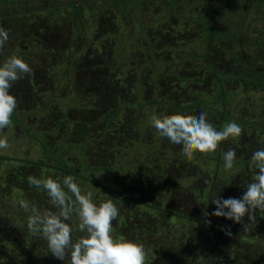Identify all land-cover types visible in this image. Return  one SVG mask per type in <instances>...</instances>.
Here are the masks:
<instances>
[{
    "label": "flooded vegetation",
    "instance_id": "flooded-vegetation-1",
    "mask_svg": "<svg viewBox=\"0 0 264 264\" xmlns=\"http://www.w3.org/2000/svg\"><path fill=\"white\" fill-rule=\"evenodd\" d=\"M110 4H95L93 11V4L81 6L77 10L81 17L90 15L93 22L89 29L74 32L68 28L70 20H50L36 12L30 13L34 17L0 20V26L10 29L0 66L15 55L35 73L21 75L10 89L18 107L12 124L0 132L11 146L0 154V264H70V258L53 257L46 240L27 230L33 206L41 214L56 211L47 193L30 186L27 177L69 175L83 194L92 192L97 205L113 200L119 209L113 238L143 244L147 264L188 261L180 251L174 253L175 247L186 249L181 238L168 242L176 235L172 229L176 222L196 228L195 233L180 230L182 234L205 236L200 242L202 258L190 264H264L260 210L248 232L234 221L211 215L213 199L239 198L253 182L248 165L253 152L260 150L259 143H264V117L251 105L264 103V70L257 67L261 57L253 55L259 79L249 86V75L234 64L242 59L217 58L214 40L209 51L199 55L183 52L199 37L187 40L186 23L162 17L153 21L158 8L148 13L142 7L151 24L144 21L146 26L140 28L127 20L129 9L119 12ZM203 53L206 58H200ZM249 59L250 55L242 65H250ZM201 111L217 131L228 122L243 129L241 137L229 138L217 149L223 167V153L236 150L234 167H224L220 180L219 169L213 175L203 173L199 157L189 160L182 145L171 144L151 125L153 115ZM138 149H148V156H139ZM22 200L29 205L27 211L20 206ZM77 219L73 214L65 221L73 227L74 243L76 236L86 235L74 224ZM225 226L231 236L221 230Z\"/></svg>",
    "mask_w": 264,
    "mask_h": 264
},
{
    "label": "clouds",
    "instance_id": "clouds-1",
    "mask_svg": "<svg viewBox=\"0 0 264 264\" xmlns=\"http://www.w3.org/2000/svg\"><path fill=\"white\" fill-rule=\"evenodd\" d=\"M9 34L10 29L0 26V55L4 54ZM21 75L34 77L35 73L15 55L0 66V132L12 124L11 117L18 107V101L9 92ZM151 125L171 144L182 145V153L189 160L197 153H215L221 142L229 138L237 140L243 132L235 122H228L222 130L217 131L203 111L198 115H153ZM9 147L7 138H0V150ZM223 160L225 169L231 170L236 161V150L229 148L223 153ZM248 167L253 173V182L247 184L241 197H217L212 200L215 210L211 215L234 221L242 226V232L250 231L256 224L257 210L264 212V148L253 152ZM27 182L45 191L56 209L45 210L41 214L33 206V214L27 219L29 234L46 240L53 257L60 261L70 258V264H146L148 252L143 244L129 240L118 242L113 238V221L118 218L119 209L112 199L97 205L93 202L92 192L83 194L71 175L63 178L57 176L55 179L28 176ZM20 206L25 211L29 208L23 200ZM73 214L78 218V230L86 233L75 243L71 236L73 227L65 222L71 220ZM207 223L210 225L211 221ZM221 230L231 236L230 227L225 226Z\"/></svg>",
    "mask_w": 264,
    "mask_h": 264
},
{
    "label": "rangeland",
    "instance_id": "rangeland-1",
    "mask_svg": "<svg viewBox=\"0 0 264 264\" xmlns=\"http://www.w3.org/2000/svg\"><path fill=\"white\" fill-rule=\"evenodd\" d=\"M19 0H0V3H6L7 6H12L14 7L12 10L7 11V15L8 16H12L11 14L14 13H19L21 12L22 18H27L29 17L28 15H25L26 13H31L30 8L26 7V5L22 2L18 3ZM72 0H51V6H53L54 8H57V11L54 10L55 15L60 14V13H64L67 12L69 14H72L73 17H71L70 20V27L71 28V32H74L75 28H88V26H91L90 24L93 22V17L88 15L85 20H84V16L80 14V12H78L77 10L79 8H75V7H68V9L64 8L63 6L67 3H70ZM94 4L92 5L91 11H93V9L97 8V6H110L112 4H115V9H117L119 12H122L123 9H129V11H127V20L129 22H137L139 24V27L142 28L143 26H146V23L151 24L149 20V14L147 17V13L143 14L142 12V5L139 3L138 0H93ZM98 4V5H95ZM130 7V8H129ZM207 7V6H206ZM163 8L168 9L171 13L172 10H177L180 8V5L177 1L175 2H170L167 6H158V10L156 11L157 14L162 12L163 14L168 13L163 11ZM209 8V9H208ZM61 9V10H60ZM87 9H89V7H87ZM210 9H212V7H207V9H203L204 11L199 12L198 14H196V17L198 16L199 19H201V23L198 22V24H193L192 26H187L184 27L185 30L184 32H186V34H190L187 38V40H190L193 37L199 36L197 38H195L194 42H198L194 47L184 50L183 52L187 51V52H193L196 53L197 55H199V53H202L204 51H209L208 46L210 45V43L214 40L216 42V44L218 45V48L216 47V57L219 59H225V58H239L242 59L241 60H236L238 62H234L235 65H237V67H240V69L242 70L243 74H247L249 75V81H248V85L251 86L252 83H255L256 81H258L259 78H255L256 75L254 74L255 72V60L253 58V55L257 54V57H261L260 61L258 62V69L260 68V70H264V55H261L264 53V18L260 19L259 23L257 22L259 19L257 18H249L248 20L250 21V25H244V23L242 22V20H240L239 23H237V19H232L229 21H224L223 23L217 24L214 21H207L206 19H204L206 16H218L220 14V12H217V9L215 11H210ZM152 10V8H147V11H149L148 13H150V11ZM90 11V12H91ZM33 12V11H32ZM183 11H180V17H181V13ZM206 12V13H205ZM237 12H233L232 14H236ZM45 14V13H44ZM80 15V16H79ZM154 15V14H152ZM170 15V14H169ZM155 16V15H154ZM46 16L44 15L43 18H45ZM167 17V16H166ZM169 17V16H168ZM210 18V17H209ZM236 18H238V16H236ZM23 19V21H25ZM169 19V18H168ZM252 19V20H250ZM210 20V19H209ZM31 21V20H30ZM144 21H146V23H144ZM130 24V23H129ZM188 25V23H186ZM131 25V24H130ZM197 25V27L195 26ZM251 31L255 34H251ZM243 33L246 34V37H243ZM74 34V33H73ZM201 37V38H200ZM261 53V54H258ZM248 55L251 56V59L248 60V62L250 63V65L248 63H246V65H242L243 64V60L248 59ZM207 57V53H203L201 55L200 58H206ZM254 63V64H253ZM256 65V64H255ZM255 93H252V97H255ZM264 97V96H263ZM252 107L255 109L256 113L261 114V117H264V103L260 102V101H256L251 103ZM33 131V130H32ZM34 132V131H33ZM34 134V133H33ZM32 134V135H33ZM39 137V136H38ZM232 139H228V141H230ZM256 143V142H255ZM261 146V148H264V143L263 145H261V143H259V147ZM142 148V147H141ZM260 148V149H261ZM9 150H11V146L8 148ZM256 149L254 148V151ZM8 153L7 149H3L0 150V154L4 155ZM148 149L146 150H141L138 149V154L139 156L144 155V156H148ZM218 156V152L216 151L215 153H209V154H201L199 155V153L194 155V159H196L197 157H199V159L201 160L200 166H199V170L202 171L203 173H208L209 175H213V172H217L218 169L220 170L221 174L217 177L218 180H220L219 178H221L222 175V169L223 164L219 165V158ZM185 156H182V159H185ZM145 161L141 160L140 163L141 165L144 164L146 162L147 159H144ZM143 162V163H142ZM25 167L29 168L30 166L27 164L25 165ZM84 169V167H82V170ZM85 169H88V165H85ZM226 170V169H224ZM70 173H72L70 171ZM84 189H90L89 186L84 187ZM47 196V194H46ZM44 198V194L41 197V199ZM50 200V199H49ZM93 202H95L97 204V201H95L93 199ZM264 217V212H262L261 214ZM166 217V216H165ZM78 219L74 222V224H78ZM173 221V220H172ZM174 225L176 227H173V231H176V235L172 236L171 240L168 242H174L175 240H177L178 238L182 239V242L185 243L186 245H184V247L186 249H179L178 247L174 248V253H177L180 251V253L182 254V259H184L186 261L185 264H190L192 263L191 261H196L200 260L202 257V249L200 247V245L205 241L204 237H201L199 239L198 238H192L189 234H182L179 231L183 230V231H192L193 233H195V229L191 230L190 228H187V226L185 225H178V222L174 223ZM193 227V226H192ZM191 237V238H190ZM189 239V240H188ZM193 239V241H192ZM78 241V237L76 236V242ZM202 242V243H200ZM215 248V247H213ZM199 253V254H198ZM212 253H214V251H212ZM150 255V254H149ZM181 257V256H180ZM179 257V258H180ZM148 256L146 258V264L148 263ZM155 259V258H153ZM181 259V258H180Z\"/></svg>",
    "mask_w": 264,
    "mask_h": 264
},
{
    "label": "crops",
    "instance_id": "crops-1",
    "mask_svg": "<svg viewBox=\"0 0 264 264\" xmlns=\"http://www.w3.org/2000/svg\"><path fill=\"white\" fill-rule=\"evenodd\" d=\"M143 8H152L157 9L158 6H167L170 2L177 1L180 5V8L177 10H172L171 13L168 9L163 8V11L168 12L163 14L162 12L153 15V21L155 19H171L184 23H188V25L192 26L193 24L201 23V19L196 17V14L204 11L203 9H207V7H212L210 11L220 12V14L216 17L210 15L206 16L204 19L207 21H214L217 24L223 23L224 21H229L232 19H237V23L242 20L244 25H250L249 18H257L259 19L257 22L259 23L260 19L264 18V0H138ZM24 3L26 7L30 8L31 14L33 12L43 14L50 20H58V21H67L71 19L72 14L65 12V14L60 13L55 15V11L57 8L51 6V0H19L18 3ZM94 4L93 0H72L70 3L65 4L63 7L68 9V7L80 8L83 5ZM207 6V7H206ZM14 7L7 6L6 3H0V20L9 19V18H22L21 12L11 14L12 16H8L7 11L12 10ZM209 9V8H208ZM61 10V9H60ZM180 11H183L180 15ZM233 12H237L236 14H232ZM206 13V12H205ZM30 13H26L25 15L34 17ZM170 14V15H169ZM145 16V15H144ZM167 16V17H166ZM169 16V17H168ZM238 16V18H236ZM210 17V18H209ZM29 18V17H28ZM32 19V18H31ZM210 19V20H209ZM252 20V19H250ZM251 26V25H250ZM252 27V26H251ZM251 34H255L251 31ZM243 37H246V34L243 33Z\"/></svg>",
    "mask_w": 264,
    "mask_h": 264
}]
</instances>
